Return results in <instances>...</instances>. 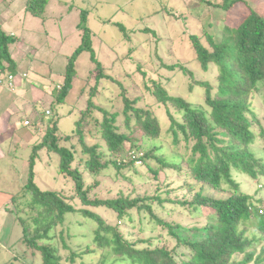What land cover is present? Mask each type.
<instances>
[{
    "label": "trees",
    "instance_id": "obj_1",
    "mask_svg": "<svg viewBox=\"0 0 264 264\" xmlns=\"http://www.w3.org/2000/svg\"><path fill=\"white\" fill-rule=\"evenodd\" d=\"M242 1L223 0L209 2V5L229 13ZM47 4L48 0H28L26 11L43 17ZM225 21L220 33L206 31L205 38L193 37L196 60L203 69L218 68L215 84L201 80L189 86L190 92L196 86L205 90L203 101L198 104L172 95L166 84L154 79L151 85L146 84L154 100L152 105L138 107V98H130L127 89L120 85L123 108L107 110L96 104L95 99L101 94V82L113 79L105 75L92 54L96 84L89 91L86 109L81 111L72 134H60L59 118L54 114L41 116L40 111L37 112L34 123L44 122L46 126L43 141L33 146L28 161V181L19 194L13 195L12 207L7 211L14 214L22 226L20 242L40 252L43 264H64L58 248L49 242L52 234L72 216L84 218L91 224L93 243L83 245L81 241L89 240V232L75 237L81 247L68 255L71 264L96 253L113 255L112 264H264V212L260 206L264 202L244 193L237 182L240 174L254 180L264 176V153L260 156L256 152L258 135L264 137V129L253 100L264 84V14L250 6L237 26ZM79 27L84 31L83 43L68 58L62 88L50 92L54 97L53 108L68 97L76 75L77 58L89 48L87 11H82ZM13 39L0 25V74L17 71L9 49ZM179 67L194 78L190 69ZM138 72L146 75L141 66ZM160 111L166 113L169 125L166 131ZM257 128H260L258 133ZM73 140L81 146L80 157L62 145L63 141ZM43 150L58 154V173L72 182L74 197L79 199L80 205L72 204L74 197L43 190L36 184L35 168ZM135 163L148 168L150 177L158 183L156 191L160 194L142 195L133 188L128 192L121 189L115 197L109 195L111 190L105 196L97 195L106 185L104 178L111 174L107 173L110 170L115 171L114 181L117 182L120 175V179L132 185L130 173L141 176ZM170 171L177 176L179 188H172L174 183L167 182ZM89 177L95 182L86 186ZM206 188L223 193L224 197L206 196ZM167 205V215L182 213L184 218L197 220L195 223L201 219L205 223L186 225L187 228H182L178 221L173 224L157 213V207L164 212ZM100 208L111 211L118 222L135 225L137 221L139 232L153 235L143 241H129L117 225L109 224L97 211ZM177 209L180 211L176 212ZM251 225L255 228L253 232L247 228ZM179 229L192 232V236L181 235ZM164 233L169 235L173 245L164 238ZM70 239L74 241V237ZM259 245L258 255L255 250L248 251ZM178 248H183L181 254ZM236 254L245 257L237 262ZM6 264H14V261Z\"/></svg>",
    "mask_w": 264,
    "mask_h": 264
},
{
    "label": "rangeland",
    "instance_id": "obj_2",
    "mask_svg": "<svg viewBox=\"0 0 264 264\" xmlns=\"http://www.w3.org/2000/svg\"><path fill=\"white\" fill-rule=\"evenodd\" d=\"M27 1L0 0V25L6 34L14 35L10 46L18 64V73L29 74L28 84L34 95L32 103L19 100L16 104L19 110L24 111V116L29 117V124L24 125L34 133V140L29 145L20 143L11 126H8L13 125L11 123L7 125L5 134H0V189H8L14 195L19 194L28 181V161L33 146L43 141L42 133L46 126L44 122L34 123L37 112L40 111L41 116L49 112L48 116L54 114L59 118V132L63 136L72 134L75 130V122L81 116V111L86 109L89 91L96 84L97 71L96 64L91 59L92 54L103 67L105 75L113 79H104L101 82V94L95 99L96 104L107 110H113L115 107L123 108L120 85L127 89L130 98H138V107L152 105L154 100L147 91L146 84L151 85V80L154 79L166 84L172 95L181 96L198 104L201 100L203 101L205 90L196 86L190 92L189 86L201 80L214 83L218 68L212 67L207 71L203 69L196 60L193 37L197 35L205 38L206 31L213 34L220 33L226 24L225 20L230 26H237L241 17L249 12L250 6L264 14V0H243L229 13L209 5V2L217 3L223 0H48L44 15L41 17L26 11ZM82 11H87L89 48L77 58L76 75L68 97L63 103L53 108L51 103L54 97L50 92L54 88L58 90L62 88L68 58L83 43L84 31L79 27ZM203 42L207 43L205 39ZM179 65L190 69L194 73V78L184 73ZM139 66L144 68L146 75L138 72ZM172 67L174 69H171ZM86 84L88 86L83 93ZM34 91L39 94L35 95ZM25 97H29V94ZM253 100L256 102L260 125L264 129V84L254 95ZM36 104L38 106L33 113ZM159 115L163 125L165 124L164 131H166L169 128L168 123L166 124V113L160 111ZM22 117L21 113L17 114L15 120L20 122ZM259 131L260 128H257L256 133ZM76 141H63L62 145L72 149L80 157L81 146ZM88 141L91 142L93 139L90 137ZM256 144L258 145L256 152L261 156V153H264V137L258 135ZM23 161H25L24 166H22ZM59 163L58 154H48L43 150L35 168V182L43 190L58 191L67 197H74L72 182L58 173ZM135 166L138 167L141 176L130 173L132 185L120 179V175L117 176V182L114 181L115 171L110 170L107 173L111 172V174L104 178L106 185L101 187L102 191L97 195L105 196L111 190L112 193L109 195L115 197L121 189L128 192L133 188L142 195L160 194V191H156L158 183L150 177L148 168L142 163H135ZM20 169L23 170L19 172ZM168 174L171 177L167 182L174 183L172 188H179L177 176L173 171ZM237 179L244 193L255 200L264 202V176L254 180L240 174ZM94 182V178L89 177L86 180V186L93 185ZM182 194L179 193V195ZM204 194L216 199L224 197L223 193L208 188L205 189ZM72 204L80 205L79 199L74 197ZM167 206L164 212L157 207V213L173 224L178 221L182 224V228H187L186 225L192 226L202 221V224L205 223L203 219L195 223L197 220L191 217L184 218L182 213L167 215L169 205ZM260 206L264 212V204ZM97 211L109 224L117 225L129 241H143L153 235L150 232H139L140 226L137 221L135 225L125 224L118 222L112 212L105 208ZM179 211L176 210V212ZM247 228L252 232L255 229L254 225ZM10 230L12 236L9 244L11 243L12 247L7 246L9 249H6L0 245V264H6L9 261H14V264H43L40 252H34L20 242L23 230L15 216ZM92 230L93 227L84 218L68 217L65 225L52 234L53 238L49 244L58 248L64 258V264H71L67 260L68 255L81 247V242L75 237L87 235L89 232V240L81 241L83 245L93 243ZM179 232L181 235L192 236V232L188 233L180 229ZM164 234L166 235L164 238L170 240L169 235ZM70 236L74 237V241L70 239ZM4 240L7 241L6 238ZM170 242L174 244L171 240ZM253 250L258 255L261 245L248 249L249 252ZM177 251L181 254L183 248H178ZM15 256L17 257L14 258ZM244 257L243 254H236L234 259L238 262ZM114 258L113 255L96 253L78 258L74 264H112ZM104 260L108 262L104 263Z\"/></svg>",
    "mask_w": 264,
    "mask_h": 264
},
{
    "label": "crops",
    "instance_id": "obj_3",
    "mask_svg": "<svg viewBox=\"0 0 264 264\" xmlns=\"http://www.w3.org/2000/svg\"><path fill=\"white\" fill-rule=\"evenodd\" d=\"M12 37H14L13 33L11 34ZM10 53L13 57L12 49L10 46ZM14 61L16 62L15 58L13 57ZM17 64V62H16ZM9 74H12L15 76V82H13L14 87H10V82L7 80V76ZM24 75H27L26 78H24ZM0 77L3 80V85L0 87V134L3 135L6 132V127L9 123L13 125L11 126V129L15 132V137L20 140V143H23L25 145H29L31 141L34 140V133L28 130L25 127L24 122L28 121V116H24L23 110H19L17 108L16 104L19 100H22L26 103H32L33 98V92L31 91V87L28 84L29 80V74L27 73H18V64H17V71L16 73H11L9 71H6L3 74H0ZM57 82V81H56ZM35 95L39 94L38 92L34 91ZM27 94H29V97H25ZM46 95V93L44 94ZM43 95V96H44ZM11 96V98H9ZM19 97V98H18ZM46 97V96H45ZM51 97V96H50ZM37 100V99H36ZM37 104L34 106L33 113L36 112ZM23 116L22 119H20V122H17L15 120L16 115L20 114ZM36 118V117H35ZM22 159V158H21ZM23 160V159H22ZM25 165V161L22 162V166ZM20 169L19 172H21ZM14 193L9 191L8 189H0V245L2 247H9L11 245L10 239L12 236L11 232V225L14 222V214L9 213L7 211V208L12 207V197ZM7 239L5 241L4 239Z\"/></svg>",
    "mask_w": 264,
    "mask_h": 264
},
{
    "label": "built area",
    "instance_id": "obj_4",
    "mask_svg": "<svg viewBox=\"0 0 264 264\" xmlns=\"http://www.w3.org/2000/svg\"><path fill=\"white\" fill-rule=\"evenodd\" d=\"M27 75H24V78H26ZM7 80L10 82V87L13 88L14 87V84L13 82H15V76H13L12 74H9V76L7 77ZM0 85H3V81L0 79ZM50 113L48 112L47 115H49ZM25 125H28L29 124V121H25L24 122Z\"/></svg>",
    "mask_w": 264,
    "mask_h": 264
},
{
    "label": "clouds",
    "instance_id": "obj_5",
    "mask_svg": "<svg viewBox=\"0 0 264 264\" xmlns=\"http://www.w3.org/2000/svg\"><path fill=\"white\" fill-rule=\"evenodd\" d=\"M1 16V15H0ZM8 77V76H7ZM0 79L2 80V78L0 77ZM3 81V80H2Z\"/></svg>",
    "mask_w": 264,
    "mask_h": 264
}]
</instances>
